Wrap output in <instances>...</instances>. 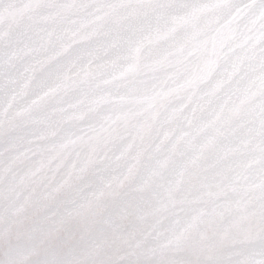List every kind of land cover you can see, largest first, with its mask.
<instances>
[{"label":"snow or ice","instance_id":"obj_1","mask_svg":"<svg viewBox=\"0 0 264 264\" xmlns=\"http://www.w3.org/2000/svg\"><path fill=\"white\" fill-rule=\"evenodd\" d=\"M0 264H264V0H0Z\"/></svg>","mask_w":264,"mask_h":264}]
</instances>
